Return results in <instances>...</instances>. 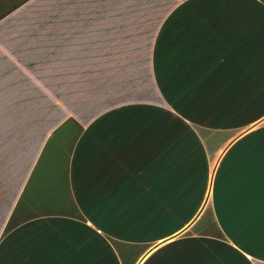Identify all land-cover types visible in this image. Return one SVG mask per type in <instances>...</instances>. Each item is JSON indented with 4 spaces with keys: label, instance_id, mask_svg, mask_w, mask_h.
Segmentation results:
<instances>
[{
    "label": "crops",
    "instance_id": "crops-1",
    "mask_svg": "<svg viewBox=\"0 0 264 264\" xmlns=\"http://www.w3.org/2000/svg\"><path fill=\"white\" fill-rule=\"evenodd\" d=\"M0 264H264V0L0 19Z\"/></svg>",
    "mask_w": 264,
    "mask_h": 264
},
{
    "label": "trees",
    "instance_id": "trees-1",
    "mask_svg": "<svg viewBox=\"0 0 264 264\" xmlns=\"http://www.w3.org/2000/svg\"><path fill=\"white\" fill-rule=\"evenodd\" d=\"M6 0H0V19H2L5 15L19 7L21 4L26 2L27 0H11L12 4L8 7L5 6Z\"/></svg>",
    "mask_w": 264,
    "mask_h": 264
},
{
    "label": "rangeland",
    "instance_id": "rangeland-1",
    "mask_svg": "<svg viewBox=\"0 0 264 264\" xmlns=\"http://www.w3.org/2000/svg\"><path fill=\"white\" fill-rule=\"evenodd\" d=\"M6 3H5V6H9V5H11L12 4V1L11 0H6L5 1ZM200 162L197 160V161H195V165H194V170L196 169V170H199V168H201V172H203V176L201 177V179H202V190H203V193H204V189H205V186H206V180H205V178H206V174H207V170H206V167H205V164H199ZM210 172L212 171V167H213V165H212V163L210 162Z\"/></svg>",
    "mask_w": 264,
    "mask_h": 264
}]
</instances>
